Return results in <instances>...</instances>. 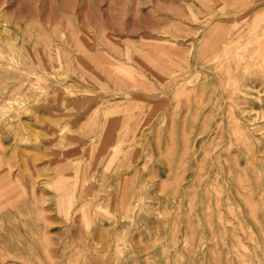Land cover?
<instances>
[{
    "label": "rangeland",
    "instance_id": "obj_1",
    "mask_svg": "<svg viewBox=\"0 0 264 264\" xmlns=\"http://www.w3.org/2000/svg\"><path fill=\"white\" fill-rule=\"evenodd\" d=\"M0 264H264V0H0Z\"/></svg>",
    "mask_w": 264,
    "mask_h": 264
}]
</instances>
